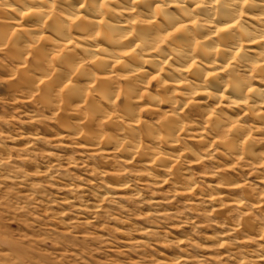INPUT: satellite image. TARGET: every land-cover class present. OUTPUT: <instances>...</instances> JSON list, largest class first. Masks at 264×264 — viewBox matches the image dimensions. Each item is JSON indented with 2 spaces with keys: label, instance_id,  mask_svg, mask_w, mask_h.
I'll use <instances>...</instances> for the list:
<instances>
[{
  "label": "bare ground",
  "instance_id": "obj_1",
  "mask_svg": "<svg viewBox=\"0 0 264 264\" xmlns=\"http://www.w3.org/2000/svg\"><path fill=\"white\" fill-rule=\"evenodd\" d=\"M0 56V88L54 118L57 142L198 193L210 211H264L235 172L199 189L188 172L213 153L218 170L264 169V0H0ZM103 174L114 197L131 191L123 174ZM95 191L83 193L97 212L109 192ZM250 222L232 230L259 231Z\"/></svg>",
  "mask_w": 264,
  "mask_h": 264
},
{
  "label": "rangeland",
  "instance_id": "obj_2",
  "mask_svg": "<svg viewBox=\"0 0 264 264\" xmlns=\"http://www.w3.org/2000/svg\"><path fill=\"white\" fill-rule=\"evenodd\" d=\"M1 90L0 145L5 153L0 160H6L0 167V264H264V238L257 236L264 228V211L252 203L244 211L232 207L222 215L216 208L210 211L197 191L194 197H179L170 184L153 185L137 167L119 164L117 158L107 166L80 149V141L57 142L52 136L59 132L53 125L57 122L36 103L27 107L19 95ZM31 116L39 124L35 129L26 122ZM211 157L199 168L188 167L198 189L215 185L211 179L217 180L219 172L232 177L235 172L264 202V169L238 163L233 172L232 167L218 170L221 160L214 153ZM106 170L123 174L131 191L114 197V179L101 178ZM205 172L214 174L209 178ZM93 187L98 194L109 192L97 212L83 193ZM244 218L259 231H233L232 224Z\"/></svg>",
  "mask_w": 264,
  "mask_h": 264
}]
</instances>
